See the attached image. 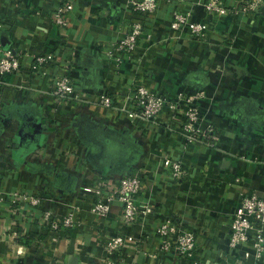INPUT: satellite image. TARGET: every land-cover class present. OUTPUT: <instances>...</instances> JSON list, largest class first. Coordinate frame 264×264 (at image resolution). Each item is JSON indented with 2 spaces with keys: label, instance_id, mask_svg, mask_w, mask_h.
Masks as SVG:
<instances>
[{
  "label": "crops",
  "instance_id": "obj_1",
  "mask_svg": "<svg viewBox=\"0 0 264 264\" xmlns=\"http://www.w3.org/2000/svg\"><path fill=\"white\" fill-rule=\"evenodd\" d=\"M65 1L0 0L4 47L24 56L53 53L71 64L75 86L91 95L124 98L139 77L171 99L201 93L200 139L183 148L176 133L88 103L53 109L46 92L51 75L24 60L20 71L2 76L0 264H232L243 247L228 249L230 214L241 195L264 196V0L253 10L224 15L205 12V0H158L147 19L150 39L134 54L140 60L125 59L119 67L104 48L135 16L127 0H70L74 10L63 29L51 17ZM241 1L222 0L229 7ZM174 9L206 23V37L172 29ZM166 153L185 163L187 179L166 177L160 166ZM143 164L148 170L139 199L152 205L151 215L126 225L117 203L107 215L90 212L96 196L86 188L92 182ZM16 191L38 197L37 215L73 211L75 225L51 232L28 212L11 216ZM167 215L194 231V259L149 253L159 245L155 226ZM114 235L132 240L104 255L102 245Z\"/></svg>",
  "mask_w": 264,
  "mask_h": 264
},
{
  "label": "built area",
  "instance_id": "obj_2",
  "mask_svg": "<svg viewBox=\"0 0 264 264\" xmlns=\"http://www.w3.org/2000/svg\"><path fill=\"white\" fill-rule=\"evenodd\" d=\"M157 1L127 0V7L135 16L118 28L117 38L110 41L104 48L106 58L116 67L121 66L125 59L134 64L140 60V56L135 58L134 54L142 49L144 52L143 44L150 39L147 19L157 10ZM258 5L259 0H242L230 7L224 5L222 0L203 2L205 12L218 15L250 11ZM73 10V2L66 0L54 9L52 22L60 28H67ZM4 27V21L0 20V108L4 104L6 90V83L2 76L20 71L23 61L30 60L31 69L37 70L41 75H51L46 92L52 96L53 109L63 103L72 106L88 103L109 112L122 113L130 120L160 126L169 132L176 133L181 138L183 148L199 141L201 115L196 102L202 96L201 93L179 94L176 99H171L152 90L147 85V81L139 77L124 98L118 99L105 91L91 95V92L75 86L69 74L71 64L60 62L53 53L24 56L5 48L1 38ZM170 27L174 30L185 29L195 39L206 37L207 24L191 20L187 14L178 9L171 12ZM205 133L212 141L215 139L212 130L208 129ZM160 166L162 172L171 181L189 177L185 163L171 157L168 153L163 156ZM147 170V164L136 165L131 171L122 173L118 177L102 176L92 182L86 188L96 196L95 202L90 206V212L104 216L108 214L111 205L117 203L121 208L122 221L126 225L147 218L153 213V207L139 199V196L143 194V175ZM3 195L0 190V208L6 207ZM11 196V205L8 208L11 216L28 212L31 216L35 215L34 219L37 223L44 225L51 232H59L75 225L73 211L61 217L50 211H43L37 215L35 208L39 205L38 197L24 191L13 192ZM13 206L15 208L11 209ZM154 231L159 245L157 247L154 245L149 253L173 252L178 257L190 260L196 257L197 242L194 231L183 227L174 216L167 215L161 219ZM131 240L130 236L126 238L121 235L110 236L103 243L102 251L108 256L119 248L125 247ZM227 246L230 251L243 247L242 252L239 256H235L232 264H257L264 257V196L255 192L240 196L238 206L229 217Z\"/></svg>",
  "mask_w": 264,
  "mask_h": 264
}]
</instances>
